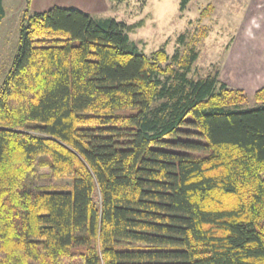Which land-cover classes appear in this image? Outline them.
Returning <instances> with one entry per match:
<instances>
[{"label":"trees","instance_id":"trees-1","mask_svg":"<svg viewBox=\"0 0 264 264\" xmlns=\"http://www.w3.org/2000/svg\"><path fill=\"white\" fill-rule=\"evenodd\" d=\"M132 30L23 12L0 84V264H264V88L245 108L189 77L184 35L147 56Z\"/></svg>","mask_w":264,"mask_h":264},{"label":"rangeland","instance_id":"rangeland-1","mask_svg":"<svg viewBox=\"0 0 264 264\" xmlns=\"http://www.w3.org/2000/svg\"><path fill=\"white\" fill-rule=\"evenodd\" d=\"M179 4L180 0H2L0 84L17 50L23 12L75 8L95 19L113 18L133 26L129 40L147 56L160 47L168 55L181 50L178 37L184 35L186 47L198 52L189 77L216 75L228 88L244 92L245 108L259 106L253 95L264 88V0H189L182 11Z\"/></svg>","mask_w":264,"mask_h":264}]
</instances>
